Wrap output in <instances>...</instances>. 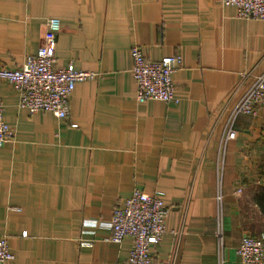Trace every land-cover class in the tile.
<instances>
[{
	"label": "crops",
	"instance_id": "crops-1",
	"mask_svg": "<svg viewBox=\"0 0 264 264\" xmlns=\"http://www.w3.org/2000/svg\"><path fill=\"white\" fill-rule=\"evenodd\" d=\"M57 18L56 67L97 74L76 85L69 116L29 114L0 81L15 138L0 147V236L8 264H127L112 242L114 210L135 190L170 209L155 263L242 264L246 235L264 234V106L233 110L264 74V21L219 0H0V70L22 67ZM181 56L179 103H138L132 48ZM223 192V241L216 196Z\"/></svg>",
	"mask_w": 264,
	"mask_h": 264
},
{
	"label": "built area",
	"instance_id": "built-area-1",
	"mask_svg": "<svg viewBox=\"0 0 264 264\" xmlns=\"http://www.w3.org/2000/svg\"><path fill=\"white\" fill-rule=\"evenodd\" d=\"M224 7H233L237 16L245 20L264 21V0H219ZM62 23L50 18L46 23L43 43L36 54L28 55L19 69L0 70V81L13 86L19 94V107L31 115L50 113L58 119L69 116V99L76 85L94 81L97 74L78 71L73 65L56 67V49L58 33ZM132 74L137 85L138 103L159 101L166 104H178L173 75L183 66L181 56L165 57L160 61H149L139 47L132 48ZM264 106V74L257 76L252 86L236 105L230 117L226 140H234L235 121L240 116H255ZM15 138V131L4 118V104L0 96V147ZM223 192L220 188L217 196L218 230L217 239L223 241ZM170 209L163 200L155 195L135 190L122 206L116 207L111 223L112 242L121 244L126 238H132L133 248L127 264H174L175 259L155 263L151 247L163 240L167 228L166 219ZM237 253L242 264H264V234L246 235ZM14 260L8 237L0 236V264Z\"/></svg>",
	"mask_w": 264,
	"mask_h": 264
}]
</instances>
